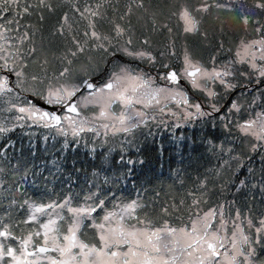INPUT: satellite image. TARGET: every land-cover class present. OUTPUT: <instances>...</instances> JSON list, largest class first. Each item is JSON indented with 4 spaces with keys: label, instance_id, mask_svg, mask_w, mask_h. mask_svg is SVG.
<instances>
[{
    "label": "snow or ice",
    "instance_id": "snow-or-ice-1",
    "mask_svg": "<svg viewBox=\"0 0 264 264\" xmlns=\"http://www.w3.org/2000/svg\"><path fill=\"white\" fill-rule=\"evenodd\" d=\"M136 7L143 9V0ZM165 7L169 15L176 17L183 25L184 33L198 34V17L201 13H208L212 8L233 12L235 0L229 4H210L208 0H173ZM240 7L244 8L245 5L241 4ZM102 8L103 4L97 3L93 8L87 3H79V0H59L56 4L51 0H0V103L5 106L0 111L17 113L0 120V137L17 127L23 129V121H30L29 126L55 129L65 138L71 131L74 143H79L81 133H93L98 137L102 129L105 136L109 132L115 135L132 132L141 125L148 128V136H154L147 124L149 113L141 108H152L154 104L159 105L162 99L176 100L178 106H184L179 115L171 113L178 121L173 127H180V122L189 123L193 118L219 113L225 96L231 95L237 88H247L239 77L247 79L249 84L254 81L257 91L264 97V88L260 87L264 85V0H253L248 12L237 18L238 27L245 33L251 27L255 35L240 38L234 57L217 65L214 55L211 57L212 66L208 67L185 47L178 69L157 61L146 49L133 47L130 23L122 25L118 22L132 13L131 5L118 20L116 17L109 18L101 11ZM57 9H60L56 21L59 27L54 26L52 34L58 33L68 44L61 58L67 66H63L54 77H49L46 67L48 60L40 63L31 58L37 52L32 38L38 26L22 22L38 12L42 27L45 21L42 10L54 13ZM70 12L73 15L70 16ZM155 17L156 13H153L154 30L157 23ZM81 22L84 23L82 30ZM104 23L109 27L104 28ZM161 27L172 31L167 23ZM143 43L148 45L150 41L146 38ZM86 47L102 50L113 59H102L91 68L81 66L83 76L77 77L70 67L73 65L72 58L83 53ZM219 47L223 49V42ZM117 53L132 61L145 62L150 67L159 63L164 70L159 74V80L164 86H158L157 79L148 71H137L127 63H119L115 59ZM166 55L175 56L176 53L174 50L160 53L161 57ZM101 64H111L112 67L110 70L101 68ZM13 76L14 81L10 79ZM182 79L203 94V103L189 100L180 86ZM217 85L223 92L215 90ZM25 94L43 100L53 110L38 107ZM239 99L231 101L229 113L241 111ZM255 99L254 96L252 104ZM204 104L211 112L203 110ZM138 105L141 107L138 108ZM159 111L163 114L164 108ZM61 112L63 115L58 114ZM151 119L156 121L155 116ZM157 123L166 124L167 121L161 119ZM223 127L231 131L228 124ZM236 127L244 136L256 141H249L253 150L258 145H264V108L256 113L254 119L237 123ZM67 146L65 140L64 147ZM0 156L6 158V151L0 152ZM8 163L11 164V161ZM133 163L130 159L125 163L121 156V162L117 165L107 154H98L97 163L92 166L107 171V168H126ZM6 167H0V173ZM19 169L20 163L17 161L9 171L14 176L19 175L21 180H26L30 173L37 174L27 164L22 172ZM73 171L80 170L74 168ZM128 171L130 173L132 169ZM92 175L97 177L98 173ZM120 179V175L114 176L111 181L106 177L104 185L118 183ZM240 183L244 184L245 181ZM104 185L92 183L82 195V202L74 203L71 195L49 199L48 202L24 200L21 207L27 206L28 219L21 223H30L35 227L17 236L12 223L0 220V264H264V218L259 219V226H255L254 231V222L249 219L246 230L237 222L242 217L239 210H235L233 216V209L225 204L210 206L207 197H210L211 190L203 182L196 186V192L187 193L192 197L190 204L182 198L178 205H171L172 212L187 211L189 215L187 223L183 222V217H177L182 221L177 226L167 219L162 223L155 220L143 211L147 205L138 200L116 204L115 193L111 187ZM19 187V182L13 181L4 190L5 199L12 197L9 207L16 203ZM110 194L113 198L111 209L108 207ZM162 211L165 215L169 214V208ZM8 220L11 221L10 213ZM229 221H232L231 227ZM7 241L16 242L15 246Z\"/></svg>",
    "mask_w": 264,
    "mask_h": 264
},
{
    "label": "trees",
    "instance_id": "trees-1",
    "mask_svg": "<svg viewBox=\"0 0 264 264\" xmlns=\"http://www.w3.org/2000/svg\"><path fill=\"white\" fill-rule=\"evenodd\" d=\"M51 2L56 4L59 0H51ZM139 2L140 0H79V3H87L93 8L97 3L103 4L101 11L105 12L109 18L116 17L117 20L120 15L127 12V6L131 5L132 13L126 16L125 20H118V22L122 25L130 23L134 36L133 47L146 49L157 58V61L168 63L178 69L185 47L208 67L212 66L211 57L214 55L217 57V65L234 57L233 47L245 34L238 27L237 18L248 12L253 0H235L233 12L212 8L208 13H201L198 17L200 19L199 33L185 35H183L181 23L176 17L170 16L168 8L165 7L173 0H143L145 5L143 9L136 7ZM208 2L214 3L212 0ZM216 2L229 4L231 0L228 2L216 0ZM241 4L245 7L241 8ZM42 11L45 15L42 27L38 12L22 23L38 26L32 38L37 52L31 58L37 59L40 63L47 59L48 76L54 77L63 66H67L61 58L68 44L58 33L52 34L55 30L54 26L59 27L56 21L59 18L60 9L54 13ZM153 13H156L157 21L155 30ZM69 14L73 15L71 12ZM76 15L78 17V14ZM164 23L172 29L171 32L161 27ZM103 26L109 27L106 23ZM83 27L84 23L81 22V30ZM146 38L150 41L148 45L143 43ZM221 42L224 44L223 49L219 47ZM27 46L26 42L25 47ZM229 49L232 51L229 52ZM170 50H174L176 55L160 56L162 51ZM111 58L112 56L103 53L102 50L86 47L83 53H78L76 58H72L73 65L70 67L74 69L75 76L82 77L81 66L91 68L96 62L102 59L111 60ZM116 60L120 62L119 59ZM127 64L137 71L141 69L148 71L155 78L159 72L164 71L159 63L150 67L145 62L128 59ZM111 67V64H101V68L110 70ZM239 80L242 84L247 83V79L243 77H239ZM260 87L264 88V85ZM215 89L217 92H223L220 87L216 86ZM228 96L221 101L222 107ZM255 106V112L264 108V97H261L260 93ZM3 107L5 106L0 103V108ZM226 109L227 106L221 110L223 115ZM141 110L149 113L147 124L154 136H148V128L141 125L139 129H134L132 132H121L115 135L109 132L105 136L102 129L98 137L93 133H81L78 138L79 143H74L71 132L65 138L55 129L29 126L30 121H23L22 123H25L23 129L17 127L6 136L0 137V146H2L0 152L6 151V158L0 156V167L7 165L5 171L0 173V220L12 223L14 233L19 236L22 231L35 227L30 223H21L28 219L27 206L21 207L24 200L48 202L49 199L71 195L74 197V203L82 202V195L87 192L92 183L104 185L106 177L111 181L114 176L120 175L121 179L118 183L104 185L111 187L112 192L115 193L114 202L120 204L140 200L147 205L143 211L160 223L167 219L173 226L180 225L182 221L177 217H183V222L187 223L188 212H172L171 205H178L182 198L190 204L192 197L187 193L196 192V186L203 182L211 190L210 197H207L210 206L225 204L226 207L233 209V216L235 210H239L242 217L237 222L247 228L246 222L252 219L254 231L255 226H259V219L264 218L262 217L264 213V145H258L253 150L249 144L250 140L238 131L232 114L229 116L219 113L211 114L203 119L193 118L189 123L180 122V127H173L178 123L176 116L164 115L156 110L143 108ZM241 112L243 114H238L236 119L255 115L250 109H241ZM16 114L0 111V120L5 116L11 117ZM152 116L156 117V121L151 119ZM161 119L166 120L167 123L158 124L157 122ZM225 124L230 126L231 131L223 127ZM65 140H67V147H64ZM98 154H107L117 165L121 162V156L125 163L129 159L134 163L127 165L126 168H107V171H101L92 166L97 163ZM9 160L11 164L8 163ZM17 161L20 163L21 172L27 164L37 174L30 173L26 180H21L19 175L14 176L9 169ZM141 161L143 163H140ZM74 168L80 171H73ZM128 169L132 171L129 173ZM94 172L98 173L97 177H93ZM13 181H18L20 187L16 191V203L9 207L12 197L5 199L4 190L8 189ZM240 181L245 183L241 184ZM112 203L113 198L110 194L108 203L110 209ZM163 208H169L168 215L163 213ZM9 213L11 221L8 220ZM231 223L232 221H229V227ZM9 242L13 246L16 243Z\"/></svg>",
    "mask_w": 264,
    "mask_h": 264
},
{
    "label": "rangeland",
    "instance_id": "rangeland-1",
    "mask_svg": "<svg viewBox=\"0 0 264 264\" xmlns=\"http://www.w3.org/2000/svg\"><path fill=\"white\" fill-rule=\"evenodd\" d=\"M214 3H216V0H212ZM226 2H228L229 0H225ZM226 10V9H225ZM182 26V31H183V25L181 24ZM186 33L183 32V35H185ZM255 34L253 33L252 31V28L250 27L248 29V32L245 33L244 35H242V37H246V38H252ZM240 41V40H239ZM239 43V42H238ZM238 43L233 47V52H234V55H235V50H236V46L238 45ZM115 58L119 59V63H127V60L129 58L125 57L124 55H118L116 54ZM113 59V57L111 58V60ZM118 61V60H117ZM163 71L159 72L156 79H157V85L158 86H164L163 82L159 80V74H162ZM12 81H14V76L10 78ZM243 84H246L247 85V88H241L240 90H234V92L229 95L223 105V107L221 108V110H223L226 106H227V109H226V112L224 113V115L222 114V111L219 112V114H222L223 116H229V115H233V119L234 121H236V125H237V122H239L240 124H243L246 122L247 119L249 118H255L256 116V113H259L260 111L258 112H255L254 109L256 108L255 104H256V100L258 101V94L260 93L259 91H257L256 89V86H255V82L252 84V85H249L248 81L247 83H243ZM171 86V85H169ZM180 86L182 88V90L187 93L188 97H189V100L191 102H199V103H203V94L201 92H199L198 90H194L192 87H191V84L188 83L187 80H181L180 81ZM217 88H219V85H217ZM221 88V87H220ZM263 88V87H261ZM189 90V92H188ZM217 90V89H215ZM255 96V103L252 104V100H253V97ZM238 98L239 99V102L241 103L242 105V108L241 109H250L252 110L251 113H255L254 116H246L244 118H239V119H236L237 115L238 114H243V112H233V113H229L228 112V107L231 103V101L233 100H237ZM252 105L251 107H249V105ZM160 108H164V115H171L172 112H176L177 115H179L181 113V111L184 109V106L183 105H177V102L176 100H161L160 104L159 105H153L152 108H149V110H156L158 112ZM189 111H195V109H188ZM203 110L204 111H207V112H211V109L207 106V104H204V107H203ZM212 114H217V113H212ZM206 117V116H205ZM204 118V117H203ZM201 118V119H203ZM71 132V131H69ZM246 137V136H245ZM252 143H256V141L252 140L251 137H247ZM140 201V200H138ZM141 202V201H140ZM142 203V202H141ZM246 225H247V222H246ZM242 227L245 228L244 225H241ZM247 230V228H245ZM6 243H10L9 241H7ZM11 244V243H10ZM15 246V245H14Z\"/></svg>",
    "mask_w": 264,
    "mask_h": 264
},
{
    "label": "water",
    "instance_id": "water-1",
    "mask_svg": "<svg viewBox=\"0 0 264 264\" xmlns=\"http://www.w3.org/2000/svg\"><path fill=\"white\" fill-rule=\"evenodd\" d=\"M97 79V78H95ZM28 99L31 100L33 103H36L38 107H41L43 108L44 110H47V111H51L53 110L52 106L50 105H47L46 103H44L43 100H37V98L35 97H32V96H28ZM59 114V113H58Z\"/></svg>",
    "mask_w": 264,
    "mask_h": 264
},
{
    "label": "flooded vegetation",
    "instance_id": "flooded-vegetation-1",
    "mask_svg": "<svg viewBox=\"0 0 264 264\" xmlns=\"http://www.w3.org/2000/svg\"><path fill=\"white\" fill-rule=\"evenodd\" d=\"M62 115H63V113H62Z\"/></svg>",
    "mask_w": 264,
    "mask_h": 264
}]
</instances>
